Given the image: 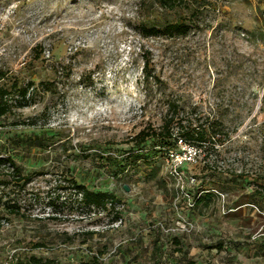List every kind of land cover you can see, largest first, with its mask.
Here are the masks:
<instances>
[{"label":"rangeland","instance_id":"obj_1","mask_svg":"<svg viewBox=\"0 0 264 264\" xmlns=\"http://www.w3.org/2000/svg\"><path fill=\"white\" fill-rule=\"evenodd\" d=\"M0 70L12 100L33 86L0 114V264H264V0H0ZM171 117L207 133L184 187L132 139ZM72 178L125 226L76 217Z\"/></svg>","mask_w":264,"mask_h":264},{"label":"built area","instance_id":"obj_2","mask_svg":"<svg viewBox=\"0 0 264 264\" xmlns=\"http://www.w3.org/2000/svg\"><path fill=\"white\" fill-rule=\"evenodd\" d=\"M33 86H30L27 90V93L17 94L14 100L11 99L9 93H6L2 96V99L10 104L12 101L15 104H25L29 100L31 90ZM179 148H168L167 149V163L170 168V172L178 179L181 187L185 186L186 180L191 179L194 182L196 176L187 175L183 167L187 163H196L201 157V152L203 151L204 142H197L189 140L183 136L177 137V144ZM2 156V155H0ZM73 192L75 197L78 199V205L81 209L83 215H76L78 218H87L89 220L103 219L98 225H93V228L97 230H121L126 224V205L122 199H114L112 197L106 198L103 202H92L87 203L84 201L83 191L77 189L73 186ZM43 217H57L61 213L56 212L54 207L49 204L46 208L40 209V212L37 213ZM18 260V257H15ZM7 264H17L15 262H8Z\"/></svg>","mask_w":264,"mask_h":264},{"label":"trees","instance_id":"obj_3","mask_svg":"<svg viewBox=\"0 0 264 264\" xmlns=\"http://www.w3.org/2000/svg\"><path fill=\"white\" fill-rule=\"evenodd\" d=\"M163 4L165 6H169V7H174L177 3L178 0H162ZM146 32L152 33L155 32L156 30L154 28H147L145 29ZM166 30L172 32V33H185L187 31V29L185 28V25H183L182 23L176 22V23H169L166 26ZM145 68L149 67V57L146 56L145 57ZM4 76V72L2 70H0V78H2ZM29 89V87L25 88V89H21L19 93L21 94H26L27 90ZM8 93V91L6 89H0V114H4L7 112L8 110V104L7 102H5L2 99V96L4 94ZM174 122V118H170L167 121V131L164 133L161 132H149L148 129H142L141 131H139L135 136H133V141L135 142V144L140 147L144 142H146L150 137L155 136V137H160L162 139V146L165 147V149H151L152 153L148 152V155H153L157 152H165L167 151L168 148L174 147L177 144V137L178 136H183L189 140H193V141H197V142H204L207 138V133L206 131L199 129L197 127H187V125L185 124H181L179 127V134H175L174 131L172 130V126L171 124ZM217 142L222 143L223 139L222 137H217ZM150 151V150H148ZM144 157V152L142 150H137L135 152L132 153V158L133 160H137ZM10 161L8 158L0 156V165H2L3 163ZM186 168V166L183 167V169ZM72 184L74 187H76L77 189L83 191L84 193V201L87 203H92V202H98L101 203L103 202L106 198L110 197L108 195L107 192L105 191H101V190H95V189H90L89 187H87L85 184L83 183H79L78 180L76 178H72ZM10 212L16 213V214H21V210L20 207L18 206H10ZM0 226H1V221H0ZM179 250V249H178ZM43 259L36 257V256H31V258L23 263L22 260H17V264H40L42 263ZM81 264H103L100 263L98 261V258L95 256H91L88 259L82 260Z\"/></svg>","mask_w":264,"mask_h":264}]
</instances>
